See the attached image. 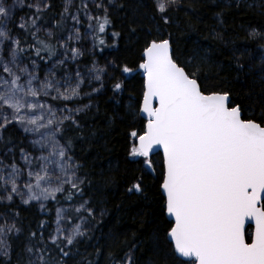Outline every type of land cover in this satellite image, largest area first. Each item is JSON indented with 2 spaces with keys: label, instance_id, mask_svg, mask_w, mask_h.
I'll return each instance as SVG.
<instances>
[{
  "label": "snow or ice",
  "instance_id": "6c2138e0",
  "mask_svg": "<svg viewBox=\"0 0 264 264\" xmlns=\"http://www.w3.org/2000/svg\"><path fill=\"white\" fill-rule=\"evenodd\" d=\"M26 2L0 0V51L5 53L0 56V141H4L0 201L14 202L18 196L26 205L38 202L42 210L45 201L66 203L55 208L54 231L47 228L46 220L29 230V243L24 249L28 259L25 262L22 253L17 264H67L69 246L89 232L83 223L95 219L96 212L84 198V178L77 174L80 162L71 152L81 118L92 104L91 94L106 85L114 97L128 93L124 105V118L129 121L125 153L137 172L127 175L125 190L129 195L145 194V178L152 177L164 221L162 236L167 254L163 259L179 264H264V98L257 113L230 86L227 76L220 72L214 77L208 75L209 66L217 61L207 55L182 57L174 48L172 33L165 34L163 28L145 37L138 61H108L104 66L93 61L87 81L79 70L74 73L75 79L69 71L58 76L54 70L57 66L67 68V60L83 55L80 48L69 46L70 41L81 40V29L71 26L74 31H69L67 38L56 36V44L49 39L55 35L52 28L46 29L48 38H41L37 21L42 9L50 7V0L28 3L35 12L30 20L25 19L27 13L21 16L17 29L14 9ZM181 3L153 0V14L158 13L168 25ZM72 4L73 0H65L61 19L55 21L61 33ZM81 4L90 21L91 35L103 45L105 41L98 33H104L112 23L108 7L97 2L96 10L102 9L103 14L93 17L88 3L81 0ZM78 13L79 8L71 19L81 23ZM93 19L95 24L91 23ZM112 35L120 33L114 31ZM244 39L259 42L257 46L264 49V29L249 26ZM193 44L198 50L199 46ZM59 48L64 49L62 58L55 59L47 70L41 68V76L37 60L53 61L60 55ZM42 52L45 55L41 56ZM246 55L252 56L248 47L233 45L229 51V67L235 66L237 77L249 74ZM260 64L264 73V51ZM133 73L142 74L138 89L128 84L133 79L128 74ZM92 81L99 83L92 86ZM85 83L87 92L81 87ZM81 96H88V103L76 100ZM71 103L77 106L69 107ZM9 129L30 134L32 151L18 149L23 163L17 162L15 153L7 148L12 137L9 134L5 140L3 134ZM77 218L80 222L74 223ZM21 231L18 222L5 214L0 223V256H9V236ZM135 247L132 244L123 255L109 250L106 264H135ZM96 251L103 254L99 248ZM53 252L59 255L58 261L49 255ZM80 264L92 262L82 258Z\"/></svg>",
  "mask_w": 264,
  "mask_h": 264
},
{
  "label": "trees",
  "instance_id": "16d2710c",
  "mask_svg": "<svg viewBox=\"0 0 264 264\" xmlns=\"http://www.w3.org/2000/svg\"><path fill=\"white\" fill-rule=\"evenodd\" d=\"M75 3L76 9L79 8L81 13V0H75ZM237 4L241 7H236ZM262 5L264 0H182L178 12L173 13V22L165 25L158 13L153 14V0H118L109 8L112 23L106 27L104 33H98L105 43L100 45L94 40L93 52L84 54L81 62L90 65L95 61L97 65L104 66L108 61H138L145 37L150 31L155 33L157 28H163L165 34L172 33L174 48L182 57L207 55L217 61L214 66H209L208 75L214 77L220 72L222 76H227L230 86L258 113L261 99L264 98V73L261 72L260 64V53L264 49L257 46L259 42L251 43L244 37L249 26L264 29ZM62 9V0H50V7L42 9L41 19L37 21V26H49L53 29L55 35L49 38L53 44H56V36L63 37L68 30L66 17L65 30L62 33L55 25V21L61 19ZM33 12L34 9L16 6V28H19L21 16L27 13L25 19L30 20ZM90 12L93 17L103 14L95 7H91ZM217 13L220 15L217 16ZM177 20L179 24L175 22ZM91 23L95 24V19ZM9 27L12 25L9 24ZM84 27L85 23H81L80 29ZM114 31L120 35L114 37ZM39 35L47 38L42 32ZM29 40L35 43L31 37ZM193 42L199 46L198 50L194 49ZM233 45L241 49L248 47L252 52L251 58L247 55L244 57L251 66L247 77L243 74L237 77L235 66L229 67V51ZM43 55L45 53L42 52L41 56ZM31 58L36 57L33 55ZM49 62L37 60L41 68ZM128 75L133 77L128 80L129 87L138 89L140 73ZM93 101L94 105L81 118V128L76 130L71 154L80 162L77 174L84 178V198L89 199L95 211H103L104 214L97 222H92L89 232L79 237L76 245L69 246L71 252L65 258L67 264H80L82 258L92 264H106L105 256L109 250L123 255L132 244L136 245L133 249L135 264H179V261L163 259L167 254V244L162 236L164 221L160 213L159 194L153 186L152 177L145 178L148 185L145 194L129 195L125 190L127 175L137 172V166L129 162L131 158L126 157L125 153L129 121L124 118V105L128 102V93L114 97L110 86L106 85ZM9 134L12 139L7 148L17 157L26 135L20 129H9L3 134L5 140ZM3 150L4 141H0V152ZM44 203L46 207L43 210L36 201H30L26 205L15 200L0 206V210L8 211L22 229L19 233L10 234V254L7 258L0 256V261L17 264L23 253L26 262L28 254L24 249L29 243V230L35 229L38 221L46 220L47 228L55 230V208L66 202L61 200L60 204H56L49 200ZM75 203H79V199ZM97 248L102 250V255L97 254ZM49 255L59 260L57 253Z\"/></svg>",
  "mask_w": 264,
  "mask_h": 264
},
{
  "label": "rangeland",
  "instance_id": "374dc122",
  "mask_svg": "<svg viewBox=\"0 0 264 264\" xmlns=\"http://www.w3.org/2000/svg\"><path fill=\"white\" fill-rule=\"evenodd\" d=\"M117 1L118 0H85V2H87L88 5H89V11H90V8L91 7H95V5H96L97 2H102L109 9V8H111V6H114ZM28 3H35V0H27V2L25 4H23V5H19L18 4L17 6L26 7L28 9H30L28 7ZM64 3H65V0H62V5L63 6H64ZM75 5H76L75 0H73V4L70 6V8H71L70 13L66 16V19L68 21L67 22L68 30H67V33L65 34V36H63L62 38H67L68 32L69 31H74V29L71 26L75 25V27L80 28L81 23H85L84 29L81 30V40H79V41L72 40V41L69 42V46L70 47H78V48H80L81 49V52L83 53V55L84 54H91L93 52V49H94V45L95 44H94L93 36L91 35V30L88 29V24L90 23V21L88 20L87 16L84 15V9H83L82 4H81V7H82L81 13L80 12L78 13L79 16H80V19H81V23H76L75 21H72L71 16L77 14V9H76ZM32 9H34V8H32ZM99 11L101 13H103V10L102 9L99 10ZM19 23H20V21H19ZM0 27H2V25H0ZM48 28H50V27L49 26H45V27H41L40 26V29H41L40 32L44 33L45 34V37H47L46 29H48ZM0 48H2V46H0ZM58 51H59L60 55H58L57 57H54L53 58V61H50L45 67L42 68L43 70H47L48 67H51V65H52V63L54 62L55 59L62 58V53L64 52V49L63 48H59ZM3 55H5V53H3L2 51H0V56H3ZM68 55L71 56V53L69 52ZM83 55L78 56L75 60H67L66 61L67 65H68L67 68H64L63 66H57V69H54L55 71H57V75L58 76H62L64 71H69V72L72 73V78L75 79L74 73H75V71L79 70L81 72V74L84 75L85 80L86 81L89 80L90 79L89 71L92 69L93 64H90V65L83 64L81 62ZM37 70H38V72L42 76L43 72L41 71V67L38 68ZM103 76H104V73H101V77L102 78H103ZM98 83L99 82L92 81V86H97ZM81 87H82V89L85 92L89 91V86H88L87 83L83 84ZM99 91L96 92V93H92L91 94V97L90 98L92 100V104L89 107H91V106L94 105L93 98L99 93ZM88 99H89L88 96H81L79 98H76V100H78L79 103H88ZM76 106H77L76 103H71L69 105V107H73V108L76 107ZM25 135H26V138L24 140L23 145H21V147H26L29 151H32L30 134H26L25 133ZM35 154L38 155V153H35ZM19 155H20V153L18 152L17 157H16L17 158V162L23 163L22 161L19 160ZM73 162H75V161H73ZM0 195H3V193L0 192ZM15 200L21 202L20 201V198L18 196L15 198ZM9 203H12V202L0 201V206L3 205V204H9ZM61 206H63V205H61ZM95 212H96L95 219H91L90 218V221L89 222H84L83 223V226L85 228L90 229V227L92 226V222L93 221L94 222H97L103 216V214H104L103 211H95ZM5 214H7L8 217L14 218L10 213H8V211L6 212V211L0 210V223L3 222L4 217H5ZM9 222H11V220H9ZM77 222H80L78 220V218L74 221V223H77ZM68 226L70 227L71 225H68ZM66 234H67V229H65V235ZM78 238L79 237H77V239Z\"/></svg>",
  "mask_w": 264,
  "mask_h": 264
},
{
  "label": "water",
  "instance_id": "95a60500",
  "mask_svg": "<svg viewBox=\"0 0 264 264\" xmlns=\"http://www.w3.org/2000/svg\"><path fill=\"white\" fill-rule=\"evenodd\" d=\"M140 76H141V78H142V74H141V73H140ZM160 155H162V153H161ZM181 259H185V258H181Z\"/></svg>",
  "mask_w": 264,
  "mask_h": 264
}]
</instances>
